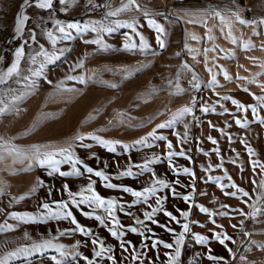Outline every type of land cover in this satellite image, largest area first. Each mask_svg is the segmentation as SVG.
<instances>
[{
  "label": "crops",
  "instance_id": "0c3cea01",
  "mask_svg": "<svg viewBox=\"0 0 264 264\" xmlns=\"http://www.w3.org/2000/svg\"><path fill=\"white\" fill-rule=\"evenodd\" d=\"M138 2L142 8H147L152 13H160L154 14L151 18L155 19L166 30L167 35L164 37L166 47L163 50L156 44V34L149 28L143 13L136 12L135 10L109 19L127 20L135 16L137 18V31L150 44V49L146 52L141 53L139 50L127 51L123 49V44L126 42L124 34L130 33L129 29H119L112 34H101L100 39L109 45L107 50H103L95 44L84 43L86 40L97 38L96 34L91 31L81 35L73 32V39L71 41L58 40L54 48L48 40L46 33L48 31L56 33L54 27L56 21L64 24L69 22H80L83 24L88 21H101L104 19L105 13L110 10L106 7H93L94 11L84 12L83 7L84 5H89L88 0H69V3L65 5H61L59 0H54L53 7L50 10L48 9L46 13H43L44 16L52 14L49 17L50 21L45 24L50 25V28L42 30L38 36L35 34L38 43L25 53L23 65L20 66L21 74L30 75L27 70L30 67L35 68L39 66L42 58H38L36 65L31 64L30 58L40 50L41 46L49 54L53 52L59 54V49H70V51H66L65 55L56 63L45 67L44 77L36 81L37 86L35 88L25 89L21 87L16 82L18 77L9 78L7 86L0 85V100L3 101L0 107L7 106L13 95L30 93L25 94L22 100L16 101L12 110L0 116V143L10 141L13 147L30 155L29 150L34 147H39L43 151L47 149V146H53L51 150H54L55 148L67 145L69 142H73L76 135L88 136L89 134L84 135L83 130L89 131L90 129L91 131H95L94 135H98L100 138L113 136L112 134L114 133L119 134V136L121 135V140L118 141L122 144L132 145L135 140L146 136L156 125L170 119L172 114L179 108L192 106L191 102L193 98L198 103L201 100L200 96L203 98L200 104L201 107L207 105L211 108L213 105L215 107L226 105V108L224 107L219 111L225 110L228 107L227 111L219 113L218 117L224 116L225 120L228 117L227 121L229 124L220 128H225L229 131L232 140L235 141L237 139L240 142L242 141L240 137L243 134V128L235 124L236 119L247 120L248 124L251 125L249 127L250 131L254 130L255 134H260L261 132V136H264V125L259 122L260 119H264V108L260 107L257 102H254L253 98L250 97V102L246 103L242 101L240 94L237 95L241 96L239 98L232 97L245 106H255L258 116V119L255 120L250 110L244 111L241 109L236 116H230L232 114L229 110L233 105L231 100H225L221 103H217V101L211 99L206 100L207 94H204V92L210 90L208 81L211 79V76L206 70L203 53L204 49L213 47V41L207 39L206 29L203 25L187 23L186 21L189 17L184 15L185 13H203L211 10H218L222 14L227 15L230 11H239L243 19L259 21L264 19V0H138ZM93 3L95 5H104L109 3V0H93ZM110 3L112 8L120 6V0H110ZM219 25V19H210L208 21V26L213 28L212 34L216 37V50L207 54V67L212 68L213 73H219L221 67L228 73V68L231 70L235 68L237 70L235 71L236 73L245 72L246 66L244 64L254 57L252 53L254 48L242 51L239 42L251 40V43L255 47L263 38L260 29L263 28L264 31V25L244 26L234 23L232 33L238 38L237 47L234 49L229 48L232 44L221 35ZM254 31L257 33L256 35H253ZM226 32L227 28L225 29ZM192 35L200 39L198 41L193 40L191 39ZM132 36L133 40L139 43V37L134 34ZM185 44L189 48L198 51L188 52ZM180 50L182 57L185 58L187 64L192 69L190 81L185 86L179 82L178 78L176 80L171 78V80L166 81L162 80V77L159 76V74H162L164 67L166 71L170 68L172 75H178V72L173 71V69L179 65L180 56L177 53ZM229 53H234V58L228 57L227 54ZM213 57L217 61H213ZM14 60L15 56L7 63L0 65V75L6 73ZM243 60L245 61L241 64L240 61ZM80 61H83L82 66L75 67ZM213 62L216 65L215 67H213ZM248 72L253 74L251 69ZM193 73L197 77L196 81L192 80ZM70 76L74 77V79H68ZM81 77L84 79L83 83L80 82ZM249 79L252 78L248 77L247 80ZM247 80L228 83V81L224 80L223 74H218L217 87H222L225 90L233 92L235 90H242L243 88H247L250 90L249 92L262 90L259 85H264L263 79L262 81H258L256 78V83L253 84L247 83ZM47 81H51V83ZM196 82H199L201 85L197 91L193 86ZM177 83L181 89L187 91H184L182 94H175L177 92ZM113 84L116 85L115 88L110 87ZM225 84L227 86L231 85V87L224 86ZM208 114H210V111ZM189 116H186L184 119ZM84 117H89L85 120V123ZM109 121H112V123L110 124ZM209 122L212 124L213 120L209 119L205 125L206 131L208 129L211 131L215 130V127L214 129L209 127ZM86 123L87 126L84 125ZM30 129L31 131H29ZM98 129L106 133L100 134V131H97ZM254 137L258 136L254 135ZM153 143V147L141 146L138 150L133 149L128 153H124L119 145L117 146L116 153H110L95 141L92 143L93 147L90 151L82 150L78 142L73 143L72 148H78L73 150L76 156L86 152L90 156L94 153L96 160H100L101 157L102 160L106 161L104 163V166L107 165L105 169L109 170L114 167L116 162L129 164V168L131 154H137L140 158H142V155H157L166 146L162 144V141H155ZM0 152H4V149L0 148ZM4 155L5 158L0 161V210H2L0 211V224L7 223L15 227L14 230L0 232V258L22 247L31 248L33 242L51 240L52 233H59L61 231L59 227L52 229L51 220L22 223L10 219V213L37 215L40 212L39 206L42 203L46 202L51 205L53 201L51 197L56 192H52V185H56L55 182H59V185L60 179L63 182L64 180H75L77 184H81L80 180L84 176V174L79 177H61L58 174L49 175L50 169L47 166H39L34 160L19 156L13 162L11 156H8L7 153H4ZM29 163L32 164L31 168L28 167ZM91 165L94 170H99L98 166L95 167V163L92 162ZM77 167L83 172V169L79 165ZM60 168L61 171H71V166L68 167V164H62ZM207 168L210 171L209 165L206 167V171ZM109 177L111 182L114 183L115 177L113 173ZM38 182H42V186H39ZM92 182H94L93 186H99L98 177L92 176ZM33 187L36 188L34 193L31 192ZM99 191L101 193L97 192V194L103 198L104 190L100 189ZM21 196H26L27 198L21 200L19 199ZM163 217L160 212L156 217L157 221L160 225H166L168 228H171L173 232L166 231L164 227L159 226H154L150 232L147 231V227H137L139 230L145 231L149 235V239L145 240L142 237L137 240L134 239L133 242L132 238L124 237L125 241H131L135 245V251L144 253L136 264H141V261H143V264H146L144 260L149 264L152 261L151 259L159 256L158 247H162V250L166 249L162 245L156 249H152L153 240L174 244V234L182 231V223L180 221L179 223L170 219L166 221V217ZM160 218H163L162 221ZM214 222L210 226L204 225L203 227L189 224L190 231L183 243V245H186L185 250L188 257L186 264H201L211 254L209 249L211 251H219L221 244L217 240H211L215 239L214 233H225L229 227L233 228V225H235V222L231 221L221 222L220 218L219 220H214ZM217 224L222 227H216L215 225ZM120 225L124 227L126 234L131 233L127 231L128 227H132L128 224L127 220L122 223L120 222ZM95 228L92 226L89 231L96 234L95 239L103 241L104 247L111 248V253H105V258L102 259L95 257L94 246L91 241H84V243L72 241L70 242L71 250H78L80 248L78 253L95 261L96 264H111V261L106 259L107 255L114 256L117 264H133L131 260L133 249L130 248L128 252H123L120 248V242L112 238L106 227H101L98 231H94ZM25 234H27V238ZM196 234L203 235L206 238L209 237V243L207 245L197 244L194 239V235ZM62 245L65 246L66 250L71 252L66 243H62ZM251 249L254 248L252 247ZM96 250H99L98 246ZM166 254L164 256H167ZM52 256L59 258L55 250H48L43 256L40 254L25 256V254L21 253L18 256L9 257L8 264H54L51 259ZM65 261V264H86V261L80 259L78 256L74 259L69 256Z\"/></svg>",
  "mask_w": 264,
  "mask_h": 264
},
{
  "label": "snow or ice",
  "instance_id": "6c2138e0",
  "mask_svg": "<svg viewBox=\"0 0 264 264\" xmlns=\"http://www.w3.org/2000/svg\"><path fill=\"white\" fill-rule=\"evenodd\" d=\"M54 0H35V7L43 10H48L53 7ZM61 5H65L69 3V0H59ZM88 4L92 7H106L110 10L105 13L104 19L101 21H88L86 23L81 24L80 22H69V23H61L60 21H56L54 27L56 29V33L52 31H48L46 33L48 40L51 42L52 46L55 48V45L58 40L62 41H71L73 39V32H75L77 35H81L83 33L91 31L92 33L96 34L95 39L86 40L84 43L86 44H95L98 45L101 49L107 50L109 48V45L104 43L102 39H100L101 34L107 33L112 34L119 29H129L130 33H125L126 42L123 44V49L127 51H136L139 50V52L143 53L150 49L149 42L145 39V37L137 31V18L135 16L130 17L127 20H119V19H109L112 17H118L120 14L125 12H131L135 10L136 12H142L143 16L147 20V24L149 28H151L155 35V41L158 47L163 50L166 47L165 39L164 37L167 35L165 28L158 23L155 19L151 18L154 14H160V13H152L147 8H142L138 0H120V6L116 8H112V5L110 3H106L104 5H95L93 3V0H88ZM31 6L30 0H25L24 5H22V10L24 8H27ZM185 16L189 17L186 21L187 23H196L201 24L206 29V36L209 41H213V47L212 48H206L204 49V56H205V63H206V70L209 72L211 79L208 81V87H215L217 86V75L223 74V78L225 81L231 82L232 77L228 74V72L224 68L219 69V73H213L212 68L207 67V54L209 52H214L216 50L215 45V39L216 37L212 34L213 28L208 26V21L210 19H219L220 25H219V31L222 36H224L225 39H227L231 44L237 45L238 44V38L235 37L232 33V28L234 23H239L240 25L244 26H256V25H264V19H261L259 21H248L246 19H243L239 13V11H230L227 15L222 14L218 10H211L208 12L203 13H185ZM28 17L26 15H23V11L17 15L16 17V27L15 31L17 36L21 35L23 32V29L26 25V22L28 21ZM227 28V32L225 33V29ZM139 37V43H136L133 40V36ZM257 33L254 31L253 35H256ZM191 39L193 40H199L200 38L192 35ZM33 42L35 41V35L32 36ZM239 46L242 51L250 50L254 47V45L251 43V40L248 41H240ZM185 48L188 52H195L198 51L196 49L189 48L187 44H185ZM66 51H70V49H59L58 53L53 52L49 54L47 51L44 50L43 46L40 47V50L33 56H31V64L36 65L38 58H42L41 62L39 63L38 67L32 68L30 67L27 71L30 73V75H22L21 69H20V63L21 58L25 55L24 53V45H21L18 47L15 51V60L11 64V66L7 69L6 73L0 75V85H5L8 82L9 78L12 77H18L17 83L21 85V87L25 89H31L35 88L37 86L36 81L42 77H44V69L47 65L54 64L57 61H59L64 55ZM179 55V53H177ZM228 57L234 58V53L227 54ZM195 59V57H193ZM215 60V57H213V61ZM83 64V61H80L75 67H81ZM216 65L213 62V67ZM184 69H187L189 72L192 71L189 65L186 63L182 65ZM261 68H264V63L260 64ZM257 75H264V71L261 73H258ZM46 79V77H45ZM68 79H74V77H68ZM237 79H245L244 77H237ZM192 80L196 81L197 77L193 73ZM48 83H51V81H47ZM80 82L83 83L84 79L83 77L80 78ZM247 83L253 84L256 83V78L253 77L252 79L247 80ZM194 88L199 90L201 85L199 83H194ZM59 87V85H58ZM110 87L115 88L116 85H110ZM262 90H264V85H259ZM177 92L175 94H182L185 90L181 89L179 87V84L176 85ZM242 91L247 92V88H243ZM25 94L30 93H24L21 95H13L7 106L0 107V116L4 115L6 112L12 110L15 106L16 101L22 100L24 98ZM220 99L223 100H231V103L236 107V109L239 111L243 109L244 111H248L250 109L251 113L253 114V119H258L257 116V109L255 106L248 105L245 106L244 104L238 102L237 100L233 99L230 96H222ZM253 99L256 100L260 107L264 108V96H255L253 95ZM0 104H3V101L0 100ZM192 106H184L179 108L176 112H174L170 119L165 121L164 123H160L156 125L155 128L152 129L146 136L141 137L137 140H135L134 144H122L118 140H107L102 139L98 135H76L74 137L73 142L61 146L59 148H55L54 150H51L53 146H47L46 150H41L39 147H34L33 149L29 150L30 155L27 152H24L20 149H17L11 145L10 141H5L3 143H0V148L4 149V152H0V161H2L5 158L4 153H7L8 156H11L13 158V162H15V158L19 156H23L25 159L34 160L36 163L39 164L41 167L47 166L50 171L49 175L58 174L61 177H68V176H76L79 177L82 174H88L89 176H95L98 177L100 180L105 181L104 184L105 188L108 189H119L125 193H130L133 197L136 198L137 203H145L147 204L149 199L151 197H155V206L148 204V207L151 209V211H145L143 212V220L136 219L135 224L137 225H144L146 227L145 222H151L152 224H156L159 227H164L166 231L173 232L171 228H168L166 225H160L157 220L154 219V217L157 215V213L162 212L164 216L168 217L171 221H175L179 223V220L175 215L172 214V212L167 211L163 205L165 202V198L162 196H159L157 193L164 190V189H170L171 185L166 182L163 179H160L153 174V179L151 186L143 188L142 191H134L130 187L126 186H119L113 183L108 182L110 180V177L105 174L104 171L94 170L92 167L85 164L81 159H79L72 148V143H79L80 147L83 148H90L92 145L84 143L85 140H92L95 141L98 145L105 148L110 153H116L117 152V146L119 145L124 153H128L129 151L133 149H139V147H153L155 141H166V148L169 149L167 153L166 159L168 160V166L173 170L174 173L180 174L181 172L185 175H188L190 177H193V184L195 182V174L193 171L188 167H183L182 169L176 168L172 163V157L173 156H180L184 157L185 159H190V157H187L185 154V151L183 148L179 152L172 151L173 144L168 141V138L164 135L158 134L159 129H165V128H175L178 124L183 123L184 124V133L181 137V134L178 132H173V135L177 137V140L179 143H185L188 141V124L184 122V118L186 116L192 115L194 117L193 109L196 105V99L193 98L191 102ZM215 106L213 105L212 108H209L207 105H204L200 108V111L207 114L209 111H214ZM227 109H225V112ZM259 122L264 125V119H260ZM111 124L112 121H109ZM235 124L241 128H246L248 121L247 120H241L236 119ZM209 127L214 128L215 126L209 122ZM31 131V129L29 130ZM217 131H223L222 129H217ZM207 139L213 144H217V140H215L213 137L208 136ZM229 141H231V137H229ZM242 143H245V141H241ZM217 156L220 155L219 149H216ZM248 152L250 155H254L253 150L249 147ZM204 155H208L207 152L204 153ZM90 159L95 158V154L93 153ZM160 157L153 156L146 158L145 162L141 165H136V167H139L141 169L142 174L144 172H148L149 165L159 162ZM255 163L253 164V170H255ZM62 164H70L71 165V171H61L60 166ZM79 165L83 172L77 167ZM107 166V165H105ZM29 168L32 167V164L29 163ZM209 168H212V165H209ZM262 170H264V165H261ZM243 171V169H241ZM134 173L132 171V167L130 166L127 170H123L119 172V177H131ZM118 177V178H119ZM225 177L229 180H231V177H227V174H225ZM221 177H207L208 181H212L216 184V186L223 192L225 196H231L233 198H239L238 193H240L244 197H248L249 193L247 191H244L243 189H240L234 182L224 185L221 183ZM39 186H42V182H38ZM94 182H89L86 187H82L78 192L73 193L69 190V186L67 184L63 185V191L67 193V196L69 197L68 201H58L54 202L52 206L49 205V203H42L39 208L40 212L37 215H30L28 213L24 214H17L16 212H12L9 214V218L12 220H16L18 222L22 223H35V222H42L45 220H69L72 225H74V229L71 230H63L59 232L60 236H64L68 234L69 231H75L79 232L83 236H90V231L81 226V224L77 221L76 217L73 215V212L69 210V205L72 207H80L81 205H86L88 208L91 209V212L84 213V216L88 219H95L99 222V225L101 227H106L109 234L117 239L120 242V248L123 252H128L129 249H133L131 253V260L133 261V264H136L138 260H140V257L144 255L143 252H137L135 251V245L132 244L131 241H125L124 237L126 235V232L124 230V227L120 225V221L117 219L116 211L119 209L120 211H123L124 205L119 204L116 200H110V199H104L100 195L97 194V192L94 190L93 187ZM176 183H179V181H176ZM253 184H255V181H253ZM233 188L235 191L227 192L225 191V188ZM261 188H264V181L260 184ZM36 191V188L33 187L31 189V192L34 193ZM51 195V193H49ZM172 196L174 198L179 197L183 199L186 203L190 201L191 197L189 195H182L177 193L174 188H172ZM26 196H21L19 199H26ZM261 199H264V197L258 196L257 202L250 205L252 208L251 213H244L240 212V215L242 216H249L251 219L256 220L258 216L264 215V205L259 204V201ZM131 206V205H129ZM191 206V205H190ZM222 207H229L228 205H222ZM98 209H102L105 215H94ZM199 210L202 213H206L209 216L213 215L212 213L208 212V209L205 207L200 206ZM2 211V210H0ZM239 211V210H237ZM219 215L226 216L227 213L220 212ZM180 216L183 217L185 220L189 217L188 211H180ZM213 223H215L213 221ZM109 224L111 225L109 227ZM216 227H222L221 225H215ZM14 225H10L7 223L0 224V232L4 231H11L14 230ZM182 231L175 235L174 244L164 243L162 241L153 240L151 248L156 249L158 246L162 245L166 249H170L171 252L167 253V264H179L180 256H181V246L184 243L185 235L189 233L190 228L188 223H184L181 225ZM203 227V225H201ZM235 228L236 225H233ZM128 232H131L133 234H138L142 237H144L145 240L149 239V237L145 234V231L139 230L137 227H128ZM150 232L151 230L148 229ZM245 235H251V233L245 232ZM215 239L225 247L227 245L225 244V241L232 240V237L228 236L225 233H214ZM25 237L27 238V234H25ZM195 242L200 245H207L209 243L208 238H206L203 235L196 234L194 235ZM92 245L94 246V256L97 258H105V253H111V248H106L103 246V241L98 239H92L91 241ZM99 247V250H96V247ZM259 247H264V245H258ZM75 247V246H74ZM147 247V245H145ZM48 250H55L58 253V256H52L51 259L54 262V264H65V260L71 256L73 259L75 257H79L82 260L86 261V264H96L95 261L90 260L88 257L80 255V253L75 252L74 250L69 252L65 249V246L62 244H55L52 240H44L42 242H33L31 245V248L28 247H22L17 249L15 252H10L7 254V256L0 258V264H8L9 257H15L19 254L23 253L25 256L29 254H40L43 256V254ZM209 252H211V249H209ZM228 252L230 255H233L232 250L228 248ZM106 259L111 261V264H117V261L114 256L107 255ZM127 259V257H125ZM207 259L211 261H221L223 260V257H217L209 254L207 256ZM241 261L244 260V257H240ZM141 264H143V261H141ZM149 264H154V261H150Z\"/></svg>",
  "mask_w": 264,
  "mask_h": 264
},
{
  "label": "rangeland",
  "instance_id": "374dc122",
  "mask_svg": "<svg viewBox=\"0 0 264 264\" xmlns=\"http://www.w3.org/2000/svg\"><path fill=\"white\" fill-rule=\"evenodd\" d=\"M25 0H0V65L7 63L13 56H15V51L21 45H24V53H26L29 49H31L34 45H37V40L35 37V41L33 42L32 36L39 35L40 32L47 28H50V25H45L46 22L48 23L49 17L52 15L51 13L44 16V12L46 13L47 10L39 9L35 7V0H30L31 6L24 8L22 10V5H24ZM50 10V9H49ZM23 11V15H26L29 19L26 22V25L23 29L21 35L17 36L15 27H16V17ZM260 33L262 34L263 38L261 41L257 43L255 47H253V58L244 64L245 69L244 71L248 72L250 69L252 70L253 74L249 72L245 74V72H239L235 68L231 70L228 68L229 75L233 78L231 82H241L242 80L246 81L248 77H255L258 81L264 80V75H257L264 71V68L260 67V64L264 63V31L263 28L260 29ZM35 35V36H36ZM35 47V46H34ZM237 45H230L229 48L234 49ZM235 53V52H234ZM179 65L177 68H174L173 71H177L178 75H172L171 69L164 67L162 74H159L162 77V80H176L178 78L179 82L182 85H187L190 81V72L187 69L182 67L183 64H187L184 57L181 55V50L179 52ZM24 56L21 58L20 66L23 65ZM6 61V62H5ZM217 61V59H215ZM245 60L240 61L244 63ZM188 65V64H187ZM256 67V68H255ZM244 77L245 79H237V77ZM199 83V82H196ZM229 83V82H228ZM7 84V83H6ZM4 86H7V85ZM183 86V87H184ZM222 86V85H221ZM224 86H227L226 84ZM231 87V85L227 86ZM210 90L204 92L207 94L206 100H213L217 101V103L224 102L225 100L220 99L222 96H231V97H241L242 101L249 103L250 99L253 98V95L259 97L264 96V90H258L256 92H247L242 90H235L229 91L225 90L224 88L217 86L209 87ZM228 89V88H227ZM187 91V90H185ZM195 91V90H194ZM197 91V89H196ZM211 92V94H209ZM235 93V95H234ZM240 94L241 96H237ZM251 97V98H250ZM201 100L196 103L193 112L194 117L190 115L184 122L188 124V141L185 143H179L177 137L173 135V132H178L183 136L185 131L184 124H178L175 128H165L159 129L158 134L164 135L168 138L173 144L172 151L179 152L181 148L185 151L187 157L190 159H185L184 157L180 156H173L172 163L176 168L182 169L183 167L190 168L193 173L195 174V182L193 184V177L183 174H176L173 172L171 168L168 166V160L166 159L167 153L169 149L163 147V151L161 153L153 154V155H142L137 156V154L130 155V166L132 167V171L134 173L131 177H119V172L123 170H127L129 164H123L122 162H116L114 167L107 170L104 166L106 163L105 160H94L90 159V154L84 152L78 156L85 164L92 167V162L95 163V167L98 166L99 171H104L105 174L111 176L112 173L115 177V182L113 184L119 186H126L130 187L134 191H142L143 188L151 186L153 174L156 177L165 180L171 185L170 189H164L157 194L165 198V202L163 207L172 212L173 215L177 217V219L182 223H188L190 225H205L210 226L214 220H219L221 222L224 221H231L235 222L236 227L230 228L225 231V233L232 237V240L226 241L227 247L221 244L219 251H211V255L217 257H223L221 261H211L209 259H205L204 262L201 264H264V247H259L258 245H264V215L258 216L256 220L251 219L249 216H242L240 212L244 213H251L252 208L250 205L257 202V197L261 196L264 197V188L260 187L262 181H264V170H262L261 165H264V136L260 134H255V131H250V126L247 125L246 128H243L242 136L240 137L245 143L238 141L237 139L234 141L231 139L229 141V131L225 128L222 129L223 131H217V129H221L220 127H224L225 125L229 124L227 119L225 120L223 117H218L220 114L223 113L225 110H221L222 108H226V105L215 107L214 111H210V114H205L200 111V104L203 100L202 96H200ZM248 98V99H246ZM250 98V99H249ZM248 100V101H246ZM243 102V103H244ZM254 102H257L254 100ZM258 103V102H257ZM231 106V105H230ZM191 107V106H190ZM229 111H231L230 116H236L238 114V110L234 105L231 106ZM212 108V107H211ZM228 109V107H227ZM250 110V109H249ZM212 116V117H209ZM89 117H84L85 120ZM208 119V120H207ZM213 120L212 125L215 126V130H207L205 125L208 121ZM227 121V122H226ZM87 126V123L84 124ZM214 129V128H213ZM98 129L97 131H100ZM261 131V129H260ZM84 135H94L95 131H84ZM86 133V134H85ZM106 133V132H99ZM113 136H109L102 139L107 140H121V135L119 134H112ZM257 135L258 137H254ZM211 136L215 140H217V144L213 145L207 137ZM239 138V139H240ZM69 142V141H68ZM94 141L92 140H85L84 143L91 144ZM239 142V143H238ZM70 143V142H69ZM68 143V144H69ZM73 144V143H72ZM162 144L166 145V141H162ZM74 147V146H73ZM80 147V146H79ZM93 146L90 148H83L82 150L90 151ZM251 148L254 152V155H250L248 152V148ZM77 147H74L73 150H76ZM78 149V148H77ZM216 149H219L220 155L217 156ZM207 152L208 155H204ZM157 156L160 157L159 162L149 165V171L141 173V169L136 167V165H141L145 162L146 158ZM96 157V156H95ZM255 163V170H253V164ZM99 163V164H97ZM119 163V164H118ZM208 165H212L213 168L210 171H206V167ZM71 165L68 164V167ZM243 169V171H241ZM231 177V180L225 177ZM221 177V183L224 185H228L234 182L240 189L247 191L249 193L248 197L242 196L238 193L239 198H233L231 196H225L223 192L216 186V184L212 181H208L207 177ZM119 177V178H118ZM81 184H77L75 180H63L60 179L59 182H55L56 185H52V192L56 191L52 195V206L54 202L58 201H68L69 197L67 193L63 191V185L67 184L69 186V190L73 193L78 192L82 187H86L89 182H92V176L88 174H84L83 179L80 180ZM179 181V183H176ZM255 181V184H253ZM108 182L112 183L111 180ZM106 182L99 179V186H93L94 190L98 193L100 189H103L104 199L116 200L119 204L124 205L123 211L119 209L116 211L117 219L122 223L123 221L127 220L128 224L132 227H145L144 225H137L135 224L136 219L143 220V212L151 211L148 207V204L155 206V197H151L147 204L145 203H137L136 198L133 197L130 193H125L119 189H108L104 187ZM172 188L175 191L182 195H189L191 197L189 202H185L183 199L172 196ZM225 191L232 192L235 191L233 188H225ZM259 204L264 205V199L259 201ZM131 205V206H129ZM191 205V206H190ZM222 205H228L229 207L225 208ZM205 207L208 209L209 213L213 215L209 216L206 213H202L199 210V207ZM69 210L73 212V215L76 217L77 221L81 224V226L87 228L88 230L93 226L96 227L94 231H98L101 226L99 222L95 219H88L84 216V213L91 212V209L88 208L86 205H81L80 207H72L69 205ZM239 210V211H237ZM180 211H188L189 217L185 220L183 217L180 216ZM220 212L227 213L226 216L219 215ZM159 213H157L158 215ZM163 215V213L161 212ZM94 215H105L103 210L98 209ZM157 215L154 217L157 220ZM164 216V215H163ZM220 216V217H219ZM166 217V216H164ZM163 217V218H164ZM162 218V219H163ZM160 218V220L162 221ZM166 221L169 220L168 217L165 219ZM195 223L193 224V222ZM147 229H152L156 224H152L150 221L145 222ZM52 229L54 227H59L61 231L63 230H71L74 229V225L70 223L69 220H51ZM224 225V224H223ZM103 228V227H102ZM227 228V226H226ZM148 231V230H147ZM245 232L251 233V235H245ZM90 236H83L79 232L69 231L68 234L64 236H60L59 233H52L51 240L53 243H66L68 248H70V242L77 241L78 243H84V241H92L95 239V233L90 232ZM146 234V233H145ZM189 234V233H187ZM185 235V239L187 237ZM210 234V233H209ZM147 235V234H146ZM149 236V235H147ZM171 236V235H169ZM129 237L137 240L138 238H142V236L138 234L128 233L125 235V238ZM111 238V236H110ZM113 238V237H112ZM209 238V237H208ZM115 241H118L114 238ZM212 241L216 239H211ZM74 246V245H73ZM254 249H251V248ZM186 245L181 246V256L179 260V264H186L188 260L187 251L185 250ZM228 248L232 250L233 255H230L228 252ZM80 249V248H79ZM78 250H74L75 252H79ZM70 251H73V249ZM170 250L163 249L162 247H158V255L155 259H151L154 261V264H167V256H164L165 253H169ZM243 256L244 260L241 261L240 257ZM252 257V258H251ZM258 257V258H256ZM66 262V261H65ZM147 263V261L144 260Z\"/></svg>",
  "mask_w": 264,
  "mask_h": 264
},
{
  "label": "built area",
  "instance_id": "2783aa9c",
  "mask_svg": "<svg viewBox=\"0 0 264 264\" xmlns=\"http://www.w3.org/2000/svg\"><path fill=\"white\" fill-rule=\"evenodd\" d=\"M83 11L84 12H92V11H94V8L92 6H89V5H84Z\"/></svg>",
  "mask_w": 264,
  "mask_h": 264
}]
</instances>
